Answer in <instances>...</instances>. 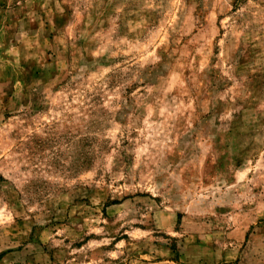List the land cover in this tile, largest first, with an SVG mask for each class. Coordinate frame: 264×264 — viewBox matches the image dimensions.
<instances>
[{"label":"rangeland","instance_id":"1","mask_svg":"<svg viewBox=\"0 0 264 264\" xmlns=\"http://www.w3.org/2000/svg\"><path fill=\"white\" fill-rule=\"evenodd\" d=\"M0 264H264V0H0Z\"/></svg>","mask_w":264,"mask_h":264}]
</instances>
